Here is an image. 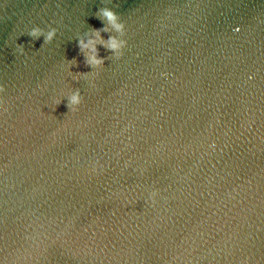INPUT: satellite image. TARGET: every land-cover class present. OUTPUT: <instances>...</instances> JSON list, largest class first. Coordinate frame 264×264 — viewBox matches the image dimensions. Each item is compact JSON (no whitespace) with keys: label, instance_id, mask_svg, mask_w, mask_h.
I'll list each match as a JSON object with an SVG mask.
<instances>
[{"label":"water","instance_id":"95a60500","mask_svg":"<svg viewBox=\"0 0 264 264\" xmlns=\"http://www.w3.org/2000/svg\"><path fill=\"white\" fill-rule=\"evenodd\" d=\"M0 86V264H264V0H0Z\"/></svg>","mask_w":264,"mask_h":264},{"label":"clouds","instance_id":"9594fccd","mask_svg":"<svg viewBox=\"0 0 264 264\" xmlns=\"http://www.w3.org/2000/svg\"><path fill=\"white\" fill-rule=\"evenodd\" d=\"M98 18L102 21L103 26L99 28H90L88 32L84 33V36H86L87 39L81 37L77 40L79 52L83 54L85 53V50H87V53L83 56V62L91 69L97 68L105 63V57L99 54V49L96 44L97 38L100 37V33L108 32L109 26L112 32L117 33V35H108L107 40L104 42L106 50L118 58L122 55V49L126 45V41L120 38L124 35L125 27L115 11L108 7H101L98 9ZM55 34V28H50L47 32H44L40 27H33L28 33L32 38H39V36L43 35L44 42L51 41ZM71 60L77 64L75 57ZM80 74L87 75L88 73L80 72ZM0 90H2V86H0ZM81 100L82 97L79 89L74 90L71 95L67 97L65 105L67 110L75 112L77 106L80 105ZM56 103L58 106L60 101H57Z\"/></svg>","mask_w":264,"mask_h":264}]
</instances>
